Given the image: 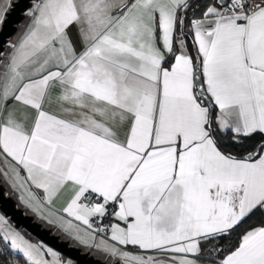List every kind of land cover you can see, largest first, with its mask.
<instances>
[{
    "label": "snow or ice",
    "instance_id": "1",
    "mask_svg": "<svg viewBox=\"0 0 264 264\" xmlns=\"http://www.w3.org/2000/svg\"><path fill=\"white\" fill-rule=\"evenodd\" d=\"M191 7L37 0L0 72V171L117 264H199L206 244L217 264H264V222L244 227L264 221V0L198 5L194 56L178 14ZM0 236L26 264H70L3 216Z\"/></svg>",
    "mask_w": 264,
    "mask_h": 264
},
{
    "label": "water",
    "instance_id": "2",
    "mask_svg": "<svg viewBox=\"0 0 264 264\" xmlns=\"http://www.w3.org/2000/svg\"><path fill=\"white\" fill-rule=\"evenodd\" d=\"M37 0H15L12 3L0 30V62L7 46L25 19L29 10ZM0 209L9 217L15 226L27 230L32 236L48 244L58 252L73 259L77 264H117V261L108 263L96 257L90 251L73 245L70 240L64 239L60 234L46 227L36 220L33 214L18 205L17 200L8 193V189L0 176Z\"/></svg>",
    "mask_w": 264,
    "mask_h": 264
},
{
    "label": "crops",
    "instance_id": "3",
    "mask_svg": "<svg viewBox=\"0 0 264 264\" xmlns=\"http://www.w3.org/2000/svg\"><path fill=\"white\" fill-rule=\"evenodd\" d=\"M12 1L13 0H10V4H9L8 0H0V5H2V2H4V4L2 5V7L4 6V9H0V17H2V18H0V30H1V24L4 21L3 19H5V17H6L5 12L9 8V7H6V9H5V6H10ZM28 13H27L25 19L20 24L17 32L11 38V40H10L8 46H7V49H6V51H5L4 55H3V59L0 62V72H2L4 70V65L7 63V60H8V57H9L10 53L13 51L11 45L17 44L20 41L21 37L23 36L25 31L27 30L28 25L30 24V22L32 20V17L29 16ZM178 14L183 16L184 19H185V22H184V24L182 26L183 27V32L185 33V35L182 38L185 40V43L187 45V50H188L189 54L192 55L190 45H191V47H195V45H194V30L191 29V21L193 19H200V18H202V16L201 17L192 18L189 22H187L186 18L184 16L183 9H180ZM72 31H73V38L75 39L74 30H72ZM77 47L79 49V44H77ZM2 167H3L2 162H0V168H2ZM0 176L2 177V180L4 181V183L6 184V187L8 189V193L9 194H11L12 196H15L16 198H19L22 202H25L27 200L26 194H24L21 190L12 187V183H11L10 179L6 178L2 171H0ZM33 191H36V190L33 189ZM22 195L25 196V200L21 199ZM67 198H68V193L67 192L62 193L61 196L59 198H57L56 201H55V208L56 209L60 208L64 204V202L66 201ZM26 204H27V206L23 205L24 206L23 208L26 210V212H32L33 214L37 215L39 217V220H41V221L45 222L46 224H48L49 228H52L55 233L60 234L64 239L70 240L72 244L83 248L84 251H90L96 257H98L100 259H103V260L107 261L108 263L116 261V259L114 257H111L108 253H106L103 250L98 249L97 247L93 246L94 242L91 240V237H85V240L87 242H81V240L76 239L77 232L75 230L65 231L64 228L61 227L60 222L57 221V219H56V217L54 215H48V212L46 210L45 211H40V212L34 211L33 208L29 206L28 203H26ZM0 211H1V209H0ZM3 215H5V214L3 213ZM4 217H6L5 218L6 220H8V218H9L7 216H4ZM45 217H47V218H45ZM8 221H11V220H8ZM74 223H79V222H75L74 221ZM79 227L81 229L84 228V226L82 224H80ZM79 234L81 236H83V232H81ZM95 235H96L97 241L99 239H101V238L108 239V237L97 235V233ZM1 239H3V238L1 237ZM109 243H112V242L109 240ZM211 243L222 247L221 245H219V239L217 241H212ZM226 243H227V241H226ZM132 248L130 246H128L126 249H123V250H127V251H130V252L138 251V249H136L134 247H132ZM206 248H207V244L205 245V250H203L199 256L192 257V258L197 259L199 261V264H210V263L217 264L218 257L214 258V259L209 258V255H208V252H207ZM145 254L146 255H153V256H155L157 258H163V259H168V257L171 255L170 253H164V252H148V253H145ZM59 255H60V258H61V260L63 262H70V264H77L70 257H68L66 255L63 256L61 254H59Z\"/></svg>",
    "mask_w": 264,
    "mask_h": 264
},
{
    "label": "trees",
    "instance_id": "4",
    "mask_svg": "<svg viewBox=\"0 0 264 264\" xmlns=\"http://www.w3.org/2000/svg\"><path fill=\"white\" fill-rule=\"evenodd\" d=\"M214 2H215V0H190V3L192 4V7L187 9V10L183 9L186 21L189 22L192 18H196V17H201L202 16V11H194V9H196L198 5L203 10V6L204 5L213 4ZM190 48H191L192 55L194 56L195 55V47H191V45H190ZM232 135L233 134L230 133V132L221 133V136L223 137V139L225 141V144H228V142H229V140H230ZM257 140H259V136H253L251 140H248L245 143L251 144V143H253V141H257ZM235 148H236L235 145H231L229 147H225L224 150L225 151H232V153L234 155H238V156L246 154V153L235 151ZM249 151H251V149H249ZM262 222H264V221H262L259 218L258 215L257 216H253V217H251L249 219V221L246 222L244 227L254 226V225L260 224ZM28 235L31 236L30 233H28ZM226 241H227V239L219 240V245H221V246L225 245ZM0 252H4V255H6L8 258H10L14 262H19V261H23L24 260L22 255L16 254V253H12L11 249L7 248L6 242L2 241V240H0ZM2 259H3V257H2Z\"/></svg>",
    "mask_w": 264,
    "mask_h": 264
},
{
    "label": "rangeland",
    "instance_id": "5",
    "mask_svg": "<svg viewBox=\"0 0 264 264\" xmlns=\"http://www.w3.org/2000/svg\"><path fill=\"white\" fill-rule=\"evenodd\" d=\"M14 1H15V0H13V1L11 2V5H12V3H13ZM3 4H4V2H2V5H3ZM2 5H0V9H4V6L2 7ZM11 5H10V6H5V9H6V7H9L8 10L5 12V14L9 11ZM3 20H4V19H3ZM2 24H3V22H2ZM2 24H1V27H2ZM2 181H3V180H2ZM3 183H4V181H3ZM4 184H5V183H4ZM5 186H6V184H5ZM14 197H15V196H14ZM15 199L18 201V205H19L20 207L23 208V207H24L23 205L27 206V204H26L25 202H22L19 198H16V197H15ZM24 200H25V199H24ZM27 211H28V210H27ZM27 213L33 214L32 212H27ZM33 215H34V217H35L36 220H38V221H40L41 223H43L46 227H49L48 224H46L45 222L39 220V217H38L37 215H35V214H33ZM0 216H3V217H4L5 215H3V213L0 211ZM5 218H6V217H5ZM8 220H10V219L8 218ZM8 220H7L8 225H10L14 230L20 232V233L25 237V239L29 240V241L32 242V243H42L43 245H45V246H47V247L53 249L55 252L59 253L57 250H55L54 248H52V247L49 246L48 244H46V243H44L43 241H41V240L37 239L36 237L32 236V234H31V236L28 235L29 232H28L27 230L15 226V224H14L12 221H8ZM1 237H2V236H0V240L4 241L3 239H1ZM73 245H74V244H73ZM16 254H20V253H16ZM59 254H61V253H59ZM20 255H22V254H20ZM61 255H63V254H61ZM63 256H64V255H63ZM45 258H47V259H51V257H48V256H46ZM210 264H214V263H210Z\"/></svg>",
    "mask_w": 264,
    "mask_h": 264
},
{
    "label": "built area",
    "instance_id": "6",
    "mask_svg": "<svg viewBox=\"0 0 264 264\" xmlns=\"http://www.w3.org/2000/svg\"><path fill=\"white\" fill-rule=\"evenodd\" d=\"M111 222H116V221H114V219H112V218H105L102 220L100 218H94V220H93L94 227H101V226L107 227L110 225ZM97 235L108 237L110 235V233L109 232L97 233ZM130 247L132 248V246H130ZM0 259H2V257H0ZM14 264H26V261L23 260V261H19V262H14Z\"/></svg>",
    "mask_w": 264,
    "mask_h": 264
}]
</instances>
